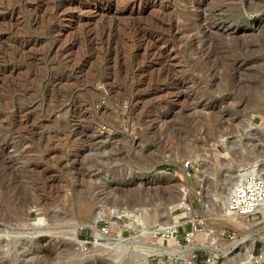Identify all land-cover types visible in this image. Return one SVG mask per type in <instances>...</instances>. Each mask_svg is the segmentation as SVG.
Instances as JSON below:
<instances>
[{
	"label": "rangeland",
	"instance_id": "obj_1",
	"mask_svg": "<svg viewBox=\"0 0 264 264\" xmlns=\"http://www.w3.org/2000/svg\"><path fill=\"white\" fill-rule=\"evenodd\" d=\"M238 138L264 159V0H0V264L71 251L77 264H178L144 257L141 216L164 212L183 160L217 206L215 182L253 157ZM80 194L97 222L71 212ZM194 205L206 224L190 264H241L237 248L206 247L239 230Z\"/></svg>",
	"mask_w": 264,
	"mask_h": 264
},
{
	"label": "bare ground",
	"instance_id": "obj_2",
	"mask_svg": "<svg viewBox=\"0 0 264 264\" xmlns=\"http://www.w3.org/2000/svg\"><path fill=\"white\" fill-rule=\"evenodd\" d=\"M214 140L217 143L226 144V142H223V140L225 141L226 138L220 139L218 136H215ZM247 140L251 142V144H250L251 147L249 149V153H250V155H253V157L251 159H249V160H243V162L239 163L236 166L235 169L227 170V172H225V174H223L221 176L219 181L217 180L218 182H215L216 184L223 185L218 190V192L215 194L216 196L222 195V197L220 199H218V203L219 204L216 202L217 206H215L216 204L213 201L214 198L213 199L210 198L209 194H208V196H202V194H203L202 193L201 196L198 197L200 206L202 208V214H203L204 217H207L210 213H214L218 217V219L221 221L222 225H225V224L231 225L236 230H239V232H240L238 238L234 239L233 242H231V243H228V241H225L224 239L211 238L212 241H210L209 244H206V247L208 249L214 251V252L221 251L225 255L231 254L232 253V249L234 250V249L237 248L238 252H236V253L234 252L235 253L234 257L237 256L238 257L237 262L241 263V264H250V262H251L250 261V257H251L250 256V250L252 248V243H253V240H254V236L257 235V234H260V233H264V225H260L259 227L256 226L257 228H253V226H255L254 225L255 222L257 221L256 217L254 215L252 217H246L244 215H236V214H233L232 212H230L225 206V200L227 198V195H228L230 189L232 188V186L235 184V182L237 180H239L241 177H243L245 174H248V173H259L261 171L263 172V169H262L261 166H262V164H264L262 162L264 159L258 157V155H257L258 154V148H257L258 146H256V144L252 140H250V139H247ZM246 141L242 142L241 139L238 138L234 142L233 146H236L237 147V151L242 154V152L245 151V148L247 147L246 145H244L246 143ZM193 160H194V162H196L195 159H193ZM222 163H223L224 166H226V168H228V166H227V164L225 162L222 161ZM199 165H200V169H198V170L203 172L205 177H207L208 179H210V178L214 179L215 178L214 175H216L217 173H216V166H215L214 163L212 165L211 164H207V163H204V164H200L199 163L198 166ZM181 168H182V165L180 166L179 171L181 170ZM196 170H197V165H196ZM263 174H264V172H263ZM195 177H196L197 181H202L203 180L202 177L199 178L197 175H194L192 180H195ZM223 181L224 182L227 181V183H223ZM178 182H180L179 178H178ZM203 184H205V180H204ZM187 187H188V181L185 180V179H184L183 183H181V182L178 183V193L176 195H172V193L169 194V199H167V200H169V202H168L167 205L165 204L166 206L164 208L165 209L164 212H161L160 210L155 209V210H152V211H149V212L146 211L141 216L142 217V222H141V226H140L139 229L141 231L140 234H141V236L143 238L142 240L143 241L145 240V242H144L145 246H144V248H142V250L144 252L143 253L141 252L143 255L145 254L144 257H148L150 255H163L164 254V255H167V257H170V259L172 261L178 262V264H190L191 261L190 262L188 261L187 255H189V252H190L191 248L194 246V244L197 243L196 242V236H197V234L200 231H202L203 225L206 224V218H204V219L200 218V220L202 222V227L195 231V233H194V238H195L194 242L189 243L186 246L161 245L159 243L150 241L151 238H154V237L157 236L156 234H154L156 231L169 228L170 226H172V225H174L175 223L178 222V217L180 215H183V213H172V212H170V210L173 207L177 206V201H178V199H180V197L182 195V191L185 188H187ZM202 190H203V186H202ZM75 201H77V206L75 207V212H74V210L71 211V212L75 213L77 216H80L82 218V220H85L87 223H89V222H91V219L92 220L94 219L97 222V220H99L101 218L102 211L100 209H98V208H94L93 207V203L91 202V197L89 195L80 194V195L77 196V200H75ZM194 213H195V211H194ZM162 214L163 215L165 214V216L163 217L165 220L160 221V216ZM262 219H264V214L262 215ZM95 221L93 223H95ZM157 222L159 223V225H158L159 227H157V225H156V227L154 226ZM203 222H204V224H203ZM94 230L96 232V236H100V234L97 232V229L95 228ZM74 238H73L74 240L78 239L77 236L74 237ZM137 238H138V236H137ZM124 239L126 240V238L124 236H120V234H119V238L116 239L117 240L116 242L115 241L114 242L115 243L123 242ZM74 240L71 239L70 241L74 244V242H75ZM132 240H135V239L133 238ZM0 242H2V241H0ZM226 242L228 243L227 247L226 248L223 247L224 249H222L220 247V245H222V244L226 245ZM204 245H205L204 243L200 244V246H204ZM228 245H232V248L229 249ZM121 247H122V245H121ZM120 251H122V250L120 249ZM263 251H264V249H263ZM71 252H70V254L66 255L67 256L66 258L68 259V261H65V262H66V264H77V262L74 261L75 260L74 258L77 257V256L72 255L73 252H72V254H71ZM134 254H135V252H134ZM133 256L134 255L130 256V258H132ZM135 256H134V258H137ZM7 260L8 259H6L5 261H7ZM33 264H50V263H49V261L47 263H43V262L39 261L38 258H37V261L34 262ZM79 264H81V263H79ZM145 264H147V263H145Z\"/></svg>",
	"mask_w": 264,
	"mask_h": 264
},
{
	"label": "built area",
	"instance_id": "obj_3",
	"mask_svg": "<svg viewBox=\"0 0 264 264\" xmlns=\"http://www.w3.org/2000/svg\"><path fill=\"white\" fill-rule=\"evenodd\" d=\"M195 171H197L196 166L191 160H183L181 170L178 173L176 171L174 172V175H177L179 179L188 181V187L182 191V195L177 201V206L170 210V212L177 211L183 213V215L178 217V222L169 228L158 230L154 233L156 235L158 234L162 240L171 236L176 240L180 237L184 241V244H189L195 240V231L202 227L200 216L196 211L197 207L194 205L195 202L197 206H200L198 197L202 194V185L200 181L194 184L189 183L194 175H196ZM225 206L230 212L236 215H244L246 217H252L254 215L257 220L255 224L264 225V219H262V215L264 214L263 172L248 173L237 180L227 195ZM182 224H187L188 227L178 237V227ZM259 240H253L250 256L253 260L264 264V237ZM254 247L255 251L253 253ZM198 248L199 245L197 243L194 244L189 255L193 257ZM210 259H212V256L206 258V260Z\"/></svg>",
	"mask_w": 264,
	"mask_h": 264
}]
</instances>
